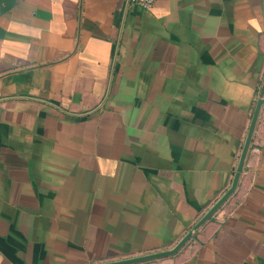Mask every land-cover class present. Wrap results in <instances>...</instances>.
I'll list each match as a JSON object with an SVG mask.
<instances>
[{
    "label": "crops",
    "instance_id": "obj_1",
    "mask_svg": "<svg viewBox=\"0 0 264 264\" xmlns=\"http://www.w3.org/2000/svg\"><path fill=\"white\" fill-rule=\"evenodd\" d=\"M263 75L264 0H0V264L172 247L228 188ZM252 139L228 199L138 264H264V104Z\"/></svg>",
    "mask_w": 264,
    "mask_h": 264
},
{
    "label": "water",
    "instance_id": "obj_2",
    "mask_svg": "<svg viewBox=\"0 0 264 264\" xmlns=\"http://www.w3.org/2000/svg\"><path fill=\"white\" fill-rule=\"evenodd\" d=\"M263 85H264V75H263ZM264 104V88H263V94L261 97L257 98L253 107V111L250 117L249 125L243 140V143L240 148V152L238 155V159L236 162V166L234 169V172L232 174V178L230 181V184L228 188L218 197L214 203L203 213V215L193 224L191 229H189L180 239L170 248L155 251V252H149L139 255H134L130 257H125L121 259H114V260H108V261H102L95 264H138L141 262H146L150 260L160 259L172 256L176 254L182 246L189 240V238L192 235V232L194 229H197L200 225H202L206 220H208L212 214L228 199V197L235 191L238 180L240 177V173L242 171L244 159L247 153V149L252 137V133L257 121V117L259 114V110L261 106Z\"/></svg>",
    "mask_w": 264,
    "mask_h": 264
},
{
    "label": "built area",
    "instance_id": "obj_3",
    "mask_svg": "<svg viewBox=\"0 0 264 264\" xmlns=\"http://www.w3.org/2000/svg\"><path fill=\"white\" fill-rule=\"evenodd\" d=\"M130 1H131L133 4L139 6L140 8H142V9H144V10H145V9H148V8L151 6L152 2H153V0H130ZM263 88H264V87H263ZM262 94H263V92H260L258 98L261 97ZM254 128H255V127H254ZM253 131H254V130H253ZM252 135H253V133H252ZM259 144H260V141H259V140H253L252 137H251V140H250V143H249V146H248V149H247V153H246L245 159H246V157H247L248 154H250V155H256V154H257L258 149H259ZM239 152H240V149H238V151H237V153H236V156H235L236 159H235V162H234V166H235L236 161H237V159H238ZM245 159H244V163H245ZM244 163H243V166L245 165ZM246 167L248 168L247 165H246ZM242 172H243V167H242V171H241V173H242ZM241 173H240V175H241ZM230 211H231V210H230Z\"/></svg>",
    "mask_w": 264,
    "mask_h": 264
},
{
    "label": "rangeland",
    "instance_id": "obj_4",
    "mask_svg": "<svg viewBox=\"0 0 264 264\" xmlns=\"http://www.w3.org/2000/svg\"><path fill=\"white\" fill-rule=\"evenodd\" d=\"M150 261H153V260H150ZM141 263H143V262H141Z\"/></svg>",
    "mask_w": 264,
    "mask_h": 264
}]
</instances>
